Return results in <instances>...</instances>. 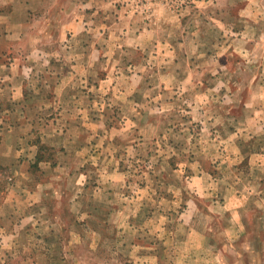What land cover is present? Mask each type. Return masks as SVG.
<instances>
[{
    "label": "rangeland",
    "instance_id": "1",
    "mask_svg": "<svg viewBox=\"0 0 264 264\" xmlns=\"http://www.w3.org/2000/svg\"><path fill=\"white\" fill-rule=\"evenodd\" d=\"M189 1L121 0V5L149 23L155 21L157 5L181 14ZM60 14L63 15L60 10L40 9L36 11V18L29 15V23L26 24L28 18L24 20L20 33L4 32L19 35L14 45L18 58L15 54V57L6 55L0 62L10 66L17 59L39 70L26 79L23 97H16V90L5 95L10 100L3 105L4 112L0 115V207L4 213L0 223L10 227L27 213L37 214L34 225L17 238L14 248L0 249L3 259H8L6 264H29L34 259L46 264H264L263 211H250L247 221L251 226L236 240L224 233L225 219L216 214L222 209L223 201L221 191L215 189L219 180L209 178L203 184L205 189L197 184L199 171L191 166L196 154L188 158L186 153L189 141L193 140L185 135L187 124L179 122L178 128L183 130L179 136L145 140L132 128L133 123L131 127L126 125L128 120L121 116L118 105L122 101L117 96L118 90L125 86L124 81H129L127 76L137 74L136 63L153 66L161 57L156 59V54L148 49L124 50L121 62L125 67L122 65L120 73L115 74L117 84L113 78L101 80L100 90L94 93L74 85L59 87L57 82L76 62L67 53L71 43L58 39ZM17 28L19 31L20 27ZM219 28L214 29L209 41H200L199 51L204 55L198 56L192 54L194 41L188 40L192 35L180 34L187 37L177 41L180 52L185 55L180 63L193 70L196 66L220 65L229 81L250 80L248 68L253 65L263 69L264 54L259 58L249 54L252 42L240 44L243 46L240 50L246 55L238 53L235 41L219 39L222 38ZM171 45L170 41L164 42L165 53ZM44 48L52 56L51 70L46 72H43ZM206 49L213 55L207 56ZM27 53L30 57H26ZM105 67L106 61L102 58L99 69L94 67V73L85 72L81 76L84 84H95L104 78ZM148 70L141 74L150 79L153 68ZM262 72L255 71L254 76L263 80ZM189 75H183L182 79L190 80ZM192 76L194 81L201 74ZM154 80L155 77L149 81ZM165 91L171 98V90ZM77 92H87V98L93 95L100 102L97 105L106 126L101 118L97 135L69 130V134L60 137L45 136L49 126L77 130L78 125L87 131L83 121L76 117L66 115L61 119L63 106L59 100ZM181 92L183 100L189 103L193 102V96L202 94L199 89ZM240 92L229 88V96L220 97L221 101L232 103L241 99ZM242 96L248 97L245 93ZM230 103L229 107L225 103L222 108L218 105V109L228 113L241 111L236 103ZM184 105L193 110L187 103ZM187 111L181 108V118L188 115ZM112 127L114 136L110 134ZM41 183L40 193H34ZM211 187L215 193L208 197ZM186 220L190 225H185Z\"/></svg>",
    "mask_w": 264,
    "mask_h": 264
},
{
    "label": "crops",
    "instance_id": "2",
    "mask_svg": "<svg viewBox=\"0 0 264 264\" xmlns=\"http://www.w3.org/2000/svg\"><path fill=\"white\" fill-rule=\"evenodd\" d=\"M40 9H56L63 13L59 15L61 33L58 39L71 43L67 53L76 58L72 70L57 82L59 87L67 85L70 88L74 85L78 87L77 89L85 88L94 93V90H100L101 80L113 78V83L117 84L115 74L120 73L122 65L125 67L121 62L124 50L138 52L148 49L156 54V59L161 57V61L154 64L155 66H142L144 64L136 63L137 69L134 71L137 74L127 76L129 81L127 83L124 81L125 86L118 90L117 97L122 101L118 108L121 110L123 120H128L125 124L131 127L133 123L132 128L138 130L139 136L145 140H153L160 136L162 138L179 136L183 131L178 128L179 122L187 124L189 128L185 135L193 140L189 141V150H186V153L189 155L188 158L196 154L195 162L192 161L191 166L193 164L199 171L197 184L203 187L209 178L219 180L215 189L217 191L219 189L223 195V210L216 214L225 219L224 233L233 240L247 233V226H251L247 221L251 210L263 211L261 227L264 231V79L260 80L254 76L255 71L264 73V66L263 69L253 65L248 68L250 80L238 78L236 81H229L220 65L207 68L196 66V70L182 65L180 61L185 55L180 52L177 44L178 40L187 39L179 36L180 34H191L188 40L194 41L195 47L192 54L198 56L201 53L200 41H209L215 32L214 29L220 27L218 32L222 34V38L219 39L235 41L236 47H239L238 53H243L240 50L243 47H240L241 43L252 42L249 54L259 58L264 54V0H190L181 14H175L167 6L159 4L155 7L157 10L155 21L149 23L140 15L129 13L125 6L121 5V0H0V58L17 55L15 54L17 48L14 49V45L19 35L15 34L22 31L21 25H24V20L28 18L26 24L29 23L31 21L29 15L36 18V11ZM17 26L20 27L19 31ZM10 30L15 34L5 35L4 32ZM165 41L172 43L170 48L166 49V53ZM248 45L249 43L245 44ZM43 52L45 57L43 72L50 71L51 51L44 48ZM206 54L209 57L213 55L209 49ZM26 57H30V53ZM102 58L106 61L105 77L96 80L95 84L90 82L84 84L81 76H84L85 72L94 73V67L99 69ZM10 66L0 62L2 74L0 115L4 112L3 105L10 100V97L5 95L14 94L16 90L15 94L18 95L16 97H23L26 79H29L30 74L33 76L39 71L32 67L31 63L23 65V62L19 63L17 59ZM152 68L150 79L141 74ZM200 68L202 69L199 70ZM188 73L191 74L187 76L190 80H183L182 76ZM193 73L201 76L193 81ZM153 77L155 80L150 82ZM113 83L112 86L115 85ZM229 88L241 90V99L232 102L241 110L237 113L218 109V105L220 108L225 104L227 105L225 107H229L230 102L221 101L222 97L229 96L227 93ZM185 89H199L202 94L196 98L193 96L191 98L193 102L189 103L181 96V90ZM165 90H171L169 92L172 94L171 98ZM90 92L88 94H91ZM137 92L142 97H139ZM86 93L77 92L74 96L61 98L59 101L63 106L61 119L63 120L66 115L76 117L83 121L87 131L78 125L77 130L75 127L68 129L64 126L57 128L49 126L44 132L45 136L48 134L49 137H60L64 133L69 134V130L75 131L76 134L77 131L79 134L85 131V134L92 132L93 135H97L101 118L104 122L105 117L100 115L98 108L100 102L93 98V95L87 98ZM244 93L248 97L243 98ZM12 101H15L14 98ZM184 103L193 110L188 109ZM96 105L98 113L94 109ZM183 107L188 110L185 119L179 114ZM168 112H171L170 116ZM231 120H234L233 123H230ZM103 126H106L105 122ZM112 129L113 127L110 134L114 136L115 129ZM124 129L123 127V131ZM41 186L42 183L37 185V191L35 188L33 192L40 193ZM213 189L209 188L208 192H212L208 197L215 193ZM2 210L3 207H0V216L4 215ZM35 217L36 213H27L22 220L11 224L10 227L0 223V249L14 248L17 238L34 225ZM184 223L189 224L187 220ZM0 256V264H6L8 259L6 261L3 259V252ZM29 264L46 263L34 259Z\"/></svg>",
    "mask_w": 264,
    "mask_h": 264
},
{
    "label": "trees",
    "instance_id": "3",
    "mask_svg": "<svg viewBox=\"0 0 264 264\" xmlns=\"http://www.w3.org/2000/svg\"><path fill=\"white\" fill-rule=\"evenodd\" d=\"M38 156H39V153H38Z\"/></svg>",
    "mask_w": 264,
    "mask_h": 264
}]
</instances>
